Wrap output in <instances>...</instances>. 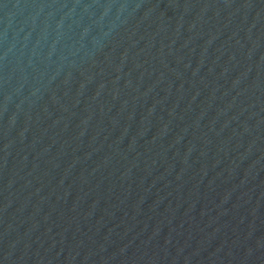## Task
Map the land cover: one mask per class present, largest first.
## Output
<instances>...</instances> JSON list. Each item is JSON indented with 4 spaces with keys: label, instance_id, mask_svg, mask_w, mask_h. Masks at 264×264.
Masks as SVG:
<instances>
[{
    "label": "water",
    "instance_id": "water-1",
    "mask_svg": "<svg viewBox=\"0 0 264 264\" xmlns=\"http://www.w3.org/2000/svg\"><path fill=\"white\" fill-rule=\"evenodd\" d=\"M0 264H264V0H0Z\"/></svg>",
    "mask_w": 264,
    "mask_h": 264
}]
</instances>
